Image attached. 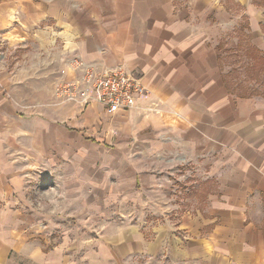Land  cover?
<instances>
[{"label":"crops","instance_id":"1","mask_svg":"<svg viewBox=\"0 0 264 264\" xmlns=\"http://www.w3.org/2000/svg\"><path fill=\"white\" fill-rule=\"evenodd\" d=\"M251 50L264 57V0H0V264L37 231L36 262L75 264L64 224L83 213L121 221L92 264H264V95L232 76ZM75 59L147 95L113 115L60 99Z\"/></svg>","mask_w":264,"mask_h":264},{"label":"rangeland","instance_id":"2","mask_svg":"<svg viewBox=\"0 0 264 264\" xmlns=\"http://www.w3.org/2000/svg\"><path fill=\"white\" fill-rule=\"evenodd\" d=\"M241 54L243 55V53ZM240 63L242 64V61H239L238 59L235 58L236 69L235 71L232 72L233 80L235 82L238 81L240 86H242V88L244 89H247L249 92L256 91L254 92L255 94L264 95V76H256L255 75L256 71H253L254 69L250 70L249 68H246V69L243 67L240 68L238 66ZM48 65L50 69H54V64H51V62H49ZM41 69H44V68H41ZM257 69L259 70V66H257ZM24 88L25 86H22L21 90L16 93L17 96L21 99V102L23 101L24 97H26L25 100H27V102H30V103L35 102V101L40 102L42 95L45 94V93H40L38 84H36L35 87L33 86L31 89L26 88L25 89L26 91H23ZM35 191H36L37 198L34 199L33 206L36 208V210L41 211V210H44L46 204H48L49 206L54 204V202H50V201H48L47 203L49 195L52 193V191H54L53 188H49V187L44 188V186L41 185L40 187H37ZM111 215H113L112 218H109L110 216H107L106 220L101 215L100 216L96 215V217H94L93 219L94 225H92L93 223L91 224V221L93 220L92 219L88 220L85 213L80 214V218L78 220L77 219L72 220L70 216H69V219L65 220L64 227H67V230H70L73 228V226L74 227L76 226L78 235L80 237L81 249L79 252L72 253L75 264H92V263H95V262L97 263L98 261H100V256L102 255L99 252L100 251L99 246L102 244V242L108 240L110 235L113 234V231H116L115 230L116 228L114 229V226L116 225L119 226L121 223L118 216H115L114 213H111ZM111 219L112 221H110ZM42 225L43 224L39 226L38 224L39 227H41ZM87 232L89 233L90 238H91L89 240L92 241V243H95V249L93 251L83 250L84 249L83 247L87 246V240H83V237ZM35 234L32 237V251H30L29 254L26 253L25 256L23 254L24 252L20 251L19 253L23 255L21 257L19 256V254L15 253V255L13 256L14 261L12 262V264H40L36 262L39 256L36 254L34 247L37 245L40 246L39 243L43 241V239L39 236L38 231L35 232ZM43 244L45 243L43 242ZM27 256L28 258H26ZM159 263L161 264L162 262H159ZM105 264H108V262H106Z\"/></svg>","mask_w":264,"mask_h":264},{"label":"built area","instance_id":"3","mask_svg":"<svg viewBox=\"0 0 264 264\" xmlns=\"http://www.w3.org/2000/svg\"><path fill=\"white\" fill-rule=\"evenodd\" d=\"M73 65L81 74L75 80L56 85V96L60 99L80 105H87L94 99L106 107L108 115H113L135 107L137 100L147 95L142 81L121 67L101 71L79 59H75Z\"/></svg>","mask_w":264,"mask_h":264},{"label":"trees","instance_id":"4","mask_svg":"<svg viewBox=\"0 0 264 264\" xmlns=\"http://www.w3.org/2000/svg\"><path fill=\"white\" fill-rule=\"evenodd\" d=\"M248 54L250 55L251 59H247V61H245V62L243 61L242 64L247 63V65L249 66V69H251V70L254 69L253 71H257L255 69L256 66H259L260 70H264V57L261 56L260 53L255 51V50L249 51ZM236 55L239 56V54H236ZM239 61H241V60H239ZM232 71H234V69Z\"/></svg>","mask_w":264,"mask_h":264}]
</instances>
